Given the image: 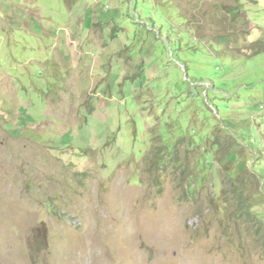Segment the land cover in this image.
Segmentation results:
<instances>
[{
	"label": "rangeland",
	"instance_id": "rangeland-1",
	"mask_svg": "<svg viewBox=\"0 0 264 264\" xmlns=\"http://www.w3.org/2000/svg\"><path fill=\"white\" fill-rule=\"evenodd\" d=\"M127 216L176 224L169 264H264V0H0V264L108 223L104 264H152Z\"/></svg>",
	"mask_w": 264,
	"mask_h": 264
},
{
	"label": "bare ground",
	"instance_id": "bare-ground-1",
	"mask_svg": "<svg viewBox=\"0 0 264 264\" xmlns=\"http://www.w3.org/2000/svg\"><path fill=\"white\" fill-rule=\"evenodd\" d=\"M118 199L121 204L125 206L131 203L130 198L127 199L125 197H119ZM122 212L127 215L131 214L130 208H124L122 209ZM134 221L135 220L131 218L129 219V217L124 220L123 234L121 236L125 244L124 248L128 250L136 259L141 261L144 258L143 251L145 246L143 245L144 243L146 245L148 244L151 247H155L153 250L157 251L156 259L152 262V264H169V259L172 253L171 249L176 245V239H178L176 234V224L161 217L152 220L142 217L141 224L139 226H137ZM103 231V234H98L93 227H85L80 238L78 240H74L70 245L72 255L78 251V249H87V251H85L86 258L83 262H81V264H104V256L101 253V241L103 239L108 240L112 238L111 233L113 231V225L108 223ZM17 251L21 253L19 250ZM79 258H74V264H79ZM22 260L23 261L21 262L24 263L25 260L23 258Z\"/></svg>",
	"mask_w": 264,
	"mask_h": 264
},
{
	"label": "trees",
	"instance_id": "trees-1",
	"mask_svg": "<svg viewBox=\"0 0 264 264\" xmlns=\"http://www.w3.org/2000/svg\"><path fill=\"white\" fill-rule=\"evenodd\" d=\"M69 5H72L75 0H65ZM235 204H236V207H235V214H236V217H245L247 214H250L251 215V212L249 209L246 208V202L244 199L242 198H238V200H235Z\"/></svg>",
	"mask_w": 264,
	"mask_h": 264
}]
</instances>
